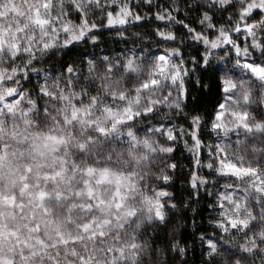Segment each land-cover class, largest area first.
<instances>
[{
    "label": "snow or ice",
    "instance_id": "obj_1",
    "mask_svg": "<svg viewBox=\"0 0 264 264\" xmlns=\"http://www.w3.org/2000/svg\"><path fill=\"white\" fill-rule=\"evenodd\" d=\"M197 261L264 264V0H0V264Z\"/></svg>",
    "mask_w": 264,
    "mask_h": 264
},
{
    "label": "trees",
    "instance_id": "obj_2",
    "mask_svg": "<svg viewBox=\"0 0 264 264\" xmlns=\"http://www.w3.org/2000/svg\"><path fill=\"white\" fill-rule=\"evenodd\" d=\"M161 2H164V0H161ZM134 30H136V29H134ZM109 46L110 47H116V45H113L111 43L109 44ZM120 47H122V45ZM117 50L119 51V48H117ZM204 215H207V212H205ZM197 251H199V250L197 249ZM196 264H198V261L196 262Z\"/></svg>",
    "mask_w": 264,
    "mask_h": 264
}]
</instances>
